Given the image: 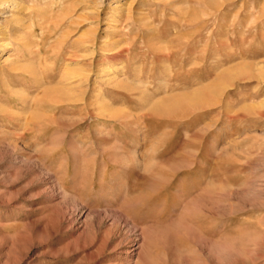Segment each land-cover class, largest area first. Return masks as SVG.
Wrapping results in <instances>:
<instances>
[{
    "label": "rangeland",
    "instance_id": "1",
    "mask_svg": "<svg viewBox=\"0 0 264 264\" xmlns=\"http://www.w3.org/2000/svg\"><path fill=\"white\" fill-rule=\"evenodd\" d=\"M0 264H264V0H0Z\"/></svg>",
    "mask_w": 264,
    "mask_h": 264
},
{
    "label": "bare ground",
    "instance_id": "2",
    "mask_svg": "<svg viewBox=\"0 0 264 264\" xmlns=\"http://www.w3.org/2000/svg\"><path fill=\"white\" fill-rule=\"evenodd\" d=\"M243 70H245V69H243Z\"/></svg>",
    "mask_w": 264,
    "mask_h": 264
}]
</instances>
